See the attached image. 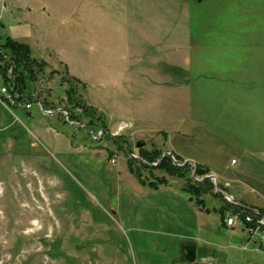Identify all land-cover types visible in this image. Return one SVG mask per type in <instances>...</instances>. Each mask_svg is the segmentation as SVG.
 <instances>
[{
  "label": "rangeland",
  "instance_id": "rangeland-1",
  "mask_svg": "<svg viewBox=\"0 0 264 264\" xmlns=\"http://www.w3.org/2000/svg\"><path fill=\"white\" fill-rule=\"evenodd\" d=\"M254 4L264 9L0 0V36L28 30L44 63L12 101L0 98V264H264L262 250L234 239L240 226L220 220L230 201L205 193L198 207L183 190L185 175L201 181L191 156L235 204L264 206V49L252 45L264 17ZM138 149L157 152L151 166L168 156L183 176L142 167ZM191 240L189 263L179 251Z\"/></svg>",
  "mask_w": 264,
  "mask_h": 264
},
{
  "label": "trees",
  "instance_id": "trees-1",
  "mask_svg": "<svg viewBox=\"0 0 264 264\" xmlns=\"http://www.w3.org/2000/svg\"><path fill=\"white\" fill-rule=\"evenodd\" d=\"M43 65L44 63L41 60H37L36 58L30 55V48L25 42L13 39L6 33L3 36H0V78L2 79L4 86L7 87L11 95L14 96L15 93L17 94L23 91V87L25 86L24 75L27 76V79L33 78V67H36V70H40ZM10 66L11 71L10 73H7V69ZM18 96L21 97L23 96V94H18ZM24 97L30 98L29 95H24ZM35 97L37 98V96ZM156 153L157 152L154 151L153 153L148 155L138 149L139 158L146 162H142L141 166L147 167L148 169L149 167L150 169H152V167H158L161 168L163 172L168 175L183 176L182 170L184 171L185 168L181 170L180 166L172 164L171 159L168 156L162 157L161 159H159L155 166H151L152 161L158 160V154ZM174 158L176 159V157ZM129 167V170L133 172L137 179L141 180L143 183L149 184L150 187L156 186V180L146 182L143 178L138 175L136 167H132L130 166V164ZM208 172L209 170L205 166L201 167L198 164L195 165V175H204ZM184 177L186 181L183 190L188 193L190 199H194V202L198 205V207H204V199L202 198L201 194L208 193V195L211 197L215 196L224 200L220 193L212 191L214 189V186L208 178H203L200 182H195L193 181L191 175H185ZM157 180L159 181V183H162L164 181L163 177H159ZM216 211L219 214L220 220L222 221L225 213H243L245 211H248V208H245L243 206L241 207V205L227 202L226 200H224L223 204L219 206Z\"/></svg>",
  "mask_w": 264,
  "mask_h": 264
},
{
  "label": "built area",
  "instance_id": "built-area-1",
  "mask_svg": "<svg viewBox=\"0 0 264 264\" xmlns=\"http://www.w3.org/2000/svg\"><path fill=\"white\" fill-rule=\"evenodd\" d=\"M3 92V93H2ZM11 93L6 90V87L3 85L0 87V98L12 101ZM28 107V106H27ZM46 112V111H45ZM194 179H201L200 176H195ZM213 182L214 179L211 178ZM228 201L232 202V199L225 197ZM224 224L230 228L235 226H240L241 229L246 233L248 237H256L261 245L264 246V206L260 210L255 208H250L248 211L243 213L234 212L226 214Z\"/></svg>",
  "mask_w": 264,
  "mask_h": 264
},
{
  "label": "crops",
  "instance_id": "crops-1",
  "mask_svg": "<svg viewBox=\"0 0 264 264\" xmlns=\"http://www.w3.org/2000/svg\"><path fill=\"white\" fill-rule=\"evenodd\" d=\"M262 1L264 2V0H262ZM254 10H255L254 17L257 16V15H262L264 17V9L259 8L258 10H256L255 9V4H254ZM261 21H262V19L258 18V21L256 22V24L254 22L253 28H252V45H253V48L256 49V50L258 49V51H259L260 48L264 49V29L261 32V26L263 24V23H261ZM18 27H20V25H18ZM15 29H17V30H16V32H14V37L16 39H18L19 41L28 43V30H24V29L21 30L19 28H15ZM185 35L188 38L187 31L185 32ZM172 41H173V38H172ZM187 41H189V39ZM187 41H186V43H187ZM172 45L178 47L179 43L177 41L176 43L175 42L172 43ZM187 158L191 159L192 161H194L197 164H202L203 163V162H197L191 156H188ZM208 170H209L210 173H212L215 176V178H217V174L213 170H210V169H208ZM238 203L244 204V202H242V201L241 202L239 201ZM249 207H259V206L250 205ZM238 229L240 231L235 234L234 239L236 240L237 243L244 244V245L241 246V249H245L246 248L245 245H247V246L249 245L248 247H250V249H259V250H262L264 252V248L261 246V244L259 243L257 238L254 237L255 239H252L253 237H248L247 235H245L246 233L241 229V227L238 228ZM250 240H252V241H250ZM236 242L234 241V242H231V243H236ZM218 243H219V245H221V242H218ZM196 255H197V241H196Z\"/></svg>",
  "mask_w": 264,
  "mask_h": 264
},
{
  "label": "water",
  "instance_id": "water-1",
  "mask_svg": "<svg viewBox=\"0 0 264 264\" xmlns=\"http://www.w3.org/2000/svg\"><path fill=\"white\" fill-rule=\"evenodd\" d=\"M143 144L142 141H136L135 142V146L136 147H140L141 145ZM170 156V153L167 152ZM177 164H183L186 162V160L182 161V162H178V161H175ZM192 176L195 175L194 173V170L192 171ZM200 178L203 179V178H212L214 179L213 181V185H214V189L215 191H217L218 193H220L222 196L224 197H230V195L226 194L225 192L221 191L219 188H218V185H217V182H216V179H215V176L211 173H208V174H204V175H200ZM180 256H181V259L184 261V262H194L195 259H196V242L194 240H191V241H187L185 244H183L180 248Z\"/></svg>",
  "mask_w": 264,
  "mask_h": 264
}]
</instances>
